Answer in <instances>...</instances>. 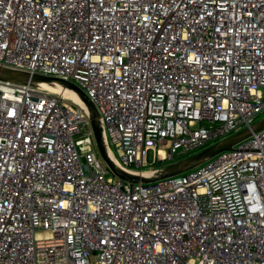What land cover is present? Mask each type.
I'll return each instance as SVG.
<instances>
[{
    "label": "built area",
    "instance_id": "1",
    "mask_svg": "<svg viewBox=\"0 0 264 264\" xmlns=\"http://www.w3.org/2000/svg\"><path fill=\"white\" fill-rule=\"evenodd\" d=\"M0 67L79 87L144 175L264 112V0H0ZM41 83L0 80V264H264V128L144 185Z\"/></svg>",
    "mask_w": 264,
    "mask_h": 264
},
{
    "label": "water",
    "instance_id": "2",
    "mask_svg": "<svg viewBox=\"0 0 264 264\" xmlns=\"http://www.w3.org/2000/svg\"><path fill=\"white\" fill-rule=\"evenodd\" d=\"M0 80L21 84L33 82L56 83L63 88L69 89L86 109L99 155L101 156L102 160L107 165L109 170L120 179L128 180L131 182L139 181L144 185H150L155 183L157 180L189 171L197 167L198 165L204 163L205 161L211 159L218 153L231 150L234 145L247 139L252 135V133H255L264 128V117H262L249 127L240 130L239 132L229 136L228 138L220 142L207 146L176 162L158 168L151 173L138 175L118 167L110 159L107 152L104 130L100 120V116L97 110L95 109L94 105L88 100L85 93L79 87L69 81H65L59 78H50L35 74H29L26 72L17 71L5 67H0Z\"/></svg>",
    "mask_w": 264,
    "mask_h": 264
},
{
    "label": "bare ground",
    "instance_id": "3",
    "mask_svg": "<svg viewBox=\"0 0 264 264\" xmlns=\"http://www.w3.org/2000/svg\"><path fill=\"white\" fill-rule=\"evenodd\" d=\"M40 85L43 87H47L49 89L55 90V91L57 90V91L63 92L65 96L71 98L73 101L77 103H80L79 100L76 98V96L69 89L63 88L56 83H41Z\"/></svg>",
    "mask_w": 264,
    "mask_h": 264
},
{
    "label": "rangeland",
    "instance_id": "4",
    "mask_svg": "<svg viewBox=\"0 0 264 264\" xmlns=\"http://www.w3.org/2000/svg\"><path fill=\"white\" fill-rule=\"evenodd\" d=\"M262 117H264V112H262V113L260 114L258 120L261 119Z\"/></svg>",
    "mask_w": 264,
    "mask_h": 264
}]
</instances>
